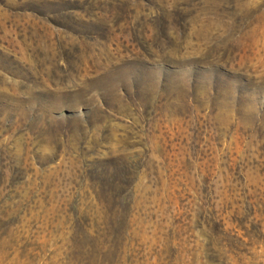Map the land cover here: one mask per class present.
<instances>
[{
  "label": "rangeland",
  "instance_id": "374dc122",
  "mask_svg": "<svg viewBox=\"0 0 264 264\" xmlns=\"http://www.w3.org/2000/svg\"><path fill=\"white\" fill-rule=\"evenodd\" d=\"M0 264H264V0H0Z\"/></svg>",
  "mask_w": 264,
  "mask_h": 264
}]
</instances>
